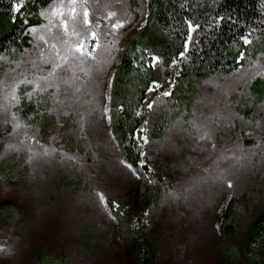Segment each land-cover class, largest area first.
<instances>
[{"label": "rangeland", "instance_id": "rangeland-1", "mask_svg": "<svg viewBox=\"0 0 264 264\" xmlns=\"http://www.w3.org/2000/svg\"><path fill=\"white\" fill-rule=\"evenodd\" d=\"M30 1L25 0L19 14L13 10L21 21L16 36L0 53V81L11 83L25 76L32 80L51 69L55 57L50 43L63 29L53 15L52 26L31 33L28 25L49 24L39 16L41 9L62 4L67 18L72 15L67 8L74 6L83 29L88 26L83 24L81 5L88 7L89 19L100 20L102 46L96 49L95 60L77 64L79 79L74 84L57 81L62 103H53L55 86L30 100L24 93L33 86L22 84L19 103L10 106L7 117L0 111V246L5 249L0 264H52L58 257L64 264H141L142 249L149 257L147 264H264V75L258 74L264 72V0H256L251 26L241 27L247 33L255 30L252 44L239 38L228 41L246 53L230 71H225L224 56L217 70L197 69L210 51L206 38L220 26L234 25L228 16L214 22L221 17L210 12L215 0H198L201 4L194 7L178 0L189 6L187 19L200 25L189 34L188 26L184 22L176 26L172 17L161 26L150 19L155 43H145L142 50L161 60L155 67L149 63L153 73L148 88L154 79L162 87L148 91L157 103L141 112V128L146 131L140 135H147L148 142L139 139L136 165L125 158L127 141H121L113 126L114 78L110 83L109 78L115 77L129 40L148 21L155 7L152 0H76L75 5L49 0L36 10ZM11 2L14 6L16 0ZM109 11L125 21L110 34L104 27ZM144 55L148 62V52ZM72 74L70 69L61 73ZM165 91L171 95H163ZM5 96L0 87V105L8 103ZM37 99H42L40 105ZM130 104L135 115L137 103L131 99ZM104 106L109 113L103 112ZM11 112L18 113L20 128H15ZM193 122L209 128L211 139L200 140ZM25 132L39 143L26 139ZM9 144L19 147L9 149ZM42 146L56 151L43 154ZM221 175L233 180L232 188L216 179ZM98 192L105 194V201ZM231 198V214L224 221ZM223 224H235L237 229L224 231ZM253 227L260 233L251 246L247 238ZM232 247L231 261L226 262Z\"/></svg>", "mask_w": 264, "mask_h": 264}, {"label": "trees", "instance_id": "trees-1", "mask_svg": "<svg viewBox=\"0 0 264 264\" xmlns=\"http://www.w3.org/2000/svg\"><path fill=\"white\" fill-rule=\"evenodd\" d=\"M11 1L12 0H0V53L8 48L7 44L16 36V29L21 21L19 16L13 14V4ZM187 1L190 7L201 4V1L198 0H186V2ZM49 2V0H32V2L30 1V7L36 10L38 5L41 4L45 6ZM152 4H154L155 7L151 8L149 11L148 21L143 25L142 29L129 40V43L121 55L122 58L116 69L112 83L113 87L111 89L110 100L114 108L112 112L114 116L113 126L116 132H118L121 141H127V143L125 142L126 145L123 146L125 158H127L132 165L138 163L140 152L136 147L139 139L137 137L132 139L130 134L132 133L134 137L137 130L142 129V114L134 115L133 107L130 102L131 99H134L140 112H143L147 107L146 98H150L148 84L153 73L144 55V51L142 50L145 43H155V41H153V35L151 34V23L148 22L153 17V21L156 20L155 24H160L161 26L167 24L172 17L171 20H174L175 25L181 27L183 26V22L187 25V21L191 20L187 19L188 17L190 18L191 15L190 12L186 10L189 7L188 4L183 3L179 5L178 0H152ZM210 7V12L213 11L217 16L221 17L228 16L232 19V24L234 25L231 28H228L227 24L220 26L206 38L210 44V51L206 52L207 56L204 53L203 63L198 66L197 69L205 68L206 72H211L214 69L217 70L219 69L217 63H220L222 61L221 57L224 56V61H228L225 71H230L240 63V60H237L239 50L233 49V46L229 44V42L247 33L242 31L241 27L244 24H249L248 27L251 26V22L254 20V16H256L257 13L256 0H215ZM13 17H15V19H13ZM224 21L225 20H223V22ZM141 56L145 58L143 63H139ZM121 104L123 105L122 109L120 108ZM233 201L234 199L231 198L227 204L223 215L224 221L231 214ZM222 227L224 231L228 230L229 232L236 231L237 229L235 224H223ZM253 230L254 231L247 238V244L251 246L253 244V238L257 237L260 233V229L253 227ZM143 250L144 249L139 253L140 263L147 264L149 257L147 255V257L142 255V253L146 251ZM234 250V247L227 250L225 254L227 256L226 262L231 261V257L228 255ZM248 256L252 257V253L249 252ZM52 264H64V262L58 257V259L52 261Z\"/></svg>", "mask_w": 264, "mask_h": 264}, {"label": "snow or ice", "instance_id": "snow-or-ice-1", "mask_svg": "<svg viewBox=\"0 0 264 264\" xmlns=\"http://www.w3.org/2000/svg\"><path fill=\"white\" fill-rule=\"evenodd\" d=\"M76 0H70V5H75ZM25 6V0H16L13 6V10L19 14L22 12L23 8ZM63 5H57L56 7H49V9H41L39 12V16L46 17L49 21L48 25H28V30L31 33H37L38 31H42L45 28H49L52 26V18L53 15L59 17V20L56 23L57 27H62L63 31L56 35L52 42L50 43V48L52 50V55L55 57L54 60L51 61L52 67L50 70L47 71L45 75H35L32 80H28L25 76L23 79L19 78H13L12 82L9 83L7 79L0 81V87H2L4 90H6V96L5 99L8 101L7 104L0 105V111L3 112L5 117L9 114L10 106H13L15 104H18L20 101V95L18 94L19 86L22 84L32 85V91L26 92L24 95H26L30 100L32 99L33 95L39 96L40 93L45 92V90L49 87L55 86L57 91L52 94L53 96V103H56L60 101V83L57 81H62L65 84H74L76 79H79L75 76V71L77 68V64L83 65L86 60L91 58L92 60L96 59L95 51L96 49L100 48L102 46L101 42V31H100V20L96 19L95 21L89 19V9L88 7L81 5V9L83 12V24L87 25L88 27L80 29L78 27L79 21L77 19V12L76 8L74 6H69L67 8V11L71 13L72 15L70 17H65L64 11H62ZM15 19V17H13ZM105 20H108L109 23L105 25L106 30L111 31H118L120 30L123 25L125 24V21L123 19H120L117 17V14L113 11H109L107 15L104 17ZM224 17H216L214 18V22L220 23L223 22ZM114 21V22H113ZM189 33L191 31H194L195 29H198L200 27L199 24H194L191 20L187 21ZM255 31L254 29H250L249 33L241 36L239 39L243 41L245 45H251L252 39H250L251 33ZM74 38V39H73ZM40 39L44 40L45 44H49V41L44 38V36H41ZM191 40V35H189L188 40L184 42L185 50H187L189 41ZM113 43H116L114 40ZM144 51L148 52V63L151 64V66L155 67L157 65V62L161 60V57L159 55H155L148 49H144ZM246 53L244 51L239 52L237 56V60H242L245 58ZM41 58L44 57V53L41 52L40 54ZM179 56L183 58L185 56V51L179 52ZM145 58L143 56L140 57L139 63H143ZM45 62H48L47 60ZM178 61L173 58L172 64L176 65ZM65 65L67 67H65ZM72 70V76L64 75L62 76L61 73H67L68 70ZM83 70V69H81ZM41 71H44L41 69ZM259 75H264V72L258 73ZM114 78V74L112 77L109 78V83L111 82V79ZM151 85L148 88V91L150 93L154 92L156 89H159L162 87L159 80H152ZM75 91H79V88H76ZM163 95L168 96L171 95L170 91H165ZM147 100V108L149 110L153 109V105L157 103L156 100H152L150 98H146ZM62 103V101H60ZM42 103V99H37V104L40 105ZM120 108H123V105H120ZM104 113H109L110 109L107 106L103 107ZM141 112L138 110L136 112V115H140ZM11 117L15 121V128H20L22 122L19 119L17 112H11ZM111 119V116L108 117ZM5 122H7V119H5ZM84 116H80V124H81V131L84 130ZM148 124V121H144V125L146 126ZM23 127L28 128L29 125H23ZM193 127L196 128L197 134L199 136L200 140L205 139H211V130L207 128L205 125H198L195 122H193ZM146 131V128H142L140 130H137V138L141 139L144 143L148 142V136L147 135H140V132ZM24 137L26 139H31L32 141H35L36 143H39L37 140V137L35 135H32L31 137L28 136V133H24ZM55 139V138H53ZM9 149H16L19 147V145L16 144H9L7 145ZM43 147V154H49L50 152L56 151L55 148H50L48 146H42ZM212 147L215 148L216 145L213 143ZM29 151H32L31 145H29ZM65 156H68L67 153H64ZM70 159H75V157L69 156ZM141 164H144V161H141ZM128 168H132V165H127ZM135 172V170L133 169ZM138 175V173H136ZM216 179L223 180L228 188L233 187V180L231 178H227L224 175L216 177ZM98 198L101 201H105V194L103 192L97 193ZM5 251L3 246H0V252Z\"/></svg>", "mask_w": 264, "mask_h": 264}]
</instances>
